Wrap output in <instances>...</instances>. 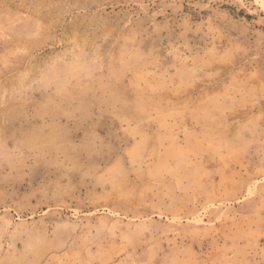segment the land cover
Instances as JSON below:
<instances>
[{
  "label": "rangeland",
  "instance_id": "rangeland-1",
  "mask_svg": "<svg viewBox=\"0 0 264 264\" xmlns=\"http://www.w3.org/2000/svg\"><path fill=\"white\" fill-rule=\"evenodd\" d=\"M0 264H264V0H0Z\"/></svg>",
  "mask_w": 264,
  "mask_h": 264
}]
</instances>
